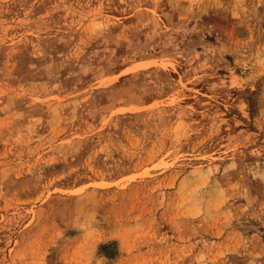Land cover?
Listing matches in <instances>:
<instances>
[{
    "label": "rangeland",
    "instance_id": "374dc122",
    "mask_svg": "<svg viewBox=\"0 0 264 264\" xmlns=\"http://www.w3.org/2000/svg\"><path fill=\"white\" fill-rule=\"evenodd\" d=\"M0 264H264V0H0Z\"/></svg>",
    "mask_w": 264,
    "mask_h": 264
}]
</instances>
